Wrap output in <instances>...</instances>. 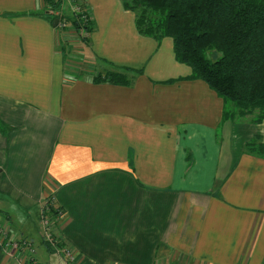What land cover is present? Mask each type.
<instances>
[{
	"label": "crops",
	"instance_id": "crops-1",
	"mask_svg": "<svg viewBox=\"0 0 264 264\" xmlns=\"http://www.w3.org/2000/svg\"><path fill=\"white\" fill-rule=\"evenodd\" d=\"M79 1L87 49L43 0H0V215L33 249L0 245V264H43L40 242L64 264L35 222L50 198L75 264H264V153L248 146L264 120H225L172 38L140 34L123 0ZM108 72L129 82L98 80Z\"/></svg>",
	"mask_w": 264,
	"mask_h": 264
},
{
	"label": "trees",
	"instance_id": "trees-1",
	"mask_svg": "<svg viewBox=\"0 0 264 264\" xmlns=\"http://www.w3.org/2000/svg\"><path fill=\"white\" fill-rule=\"evenodd\" d=\"M123 4L135 12L140 34L172 38L176 59L192 69L187 77L203 80L223 99L225 120L250 114L255 123L264 120V0H123ZM69 19L86 42L91 24ZM97 78L128 83L130 77L108 72ZM0 131H8L1 119ZM253 145H258L253 150L264 153L258 137L248 143ZM59 211L62 208L53 202L51 212Z\"/></svg>",
	"mask_w": 264,
	"mask_h": 264
},
{
	"label": "built area",
	"instance_id": "built-area-1",
	"mask_svg": "<svg viewBox=\"0 0 264 264\" xmlns=\"http://www.w3.org/2000/svg\"><path fill=\"white\" fill-rule=\"evenodd\" d=\"M43 6L46 11H48L49 14H52L57 17L58 19V27L63 31L67 30L69 27H73V24L71 20L69 19V16L67 15V8L70 6L72 12L70 13L72 18L74 17L76 20H79V22H85L86 24L90 22L91 16L84 6L83 3H81L79 0H53V2H50L49 0H43ZM53 203V200L50 201L49 205L46 206V211H51V205ZM50 207V208H49ZM58 216L62 215V211H59ZM52 218H46L44 217L43 223L45 226V231L48 240L51 243H54L56 245L57 250L59 254L66 257L67 261L71 264H75L77 262V258L75 255V252L73 249H71L69 246H61V244H58L60 241L56 240V238L53 237V231H49L50 227L52 226ZM0 245L4 248L5 252L10 257H15L16 253L20 248L22 250L26 247L29 250V254L33 252L32 248H29V242L25 239H15L11 236V228L10 225L3 221V218L0 215ZM22 257L20 258V262L23 263L25 260V257L27 256L25 252H22ZM32 264H37V262L34 260Z\"/></svg>",
	"mask_w": 264,
	"mask_h": 264
},
{
	"label": "rangeland",
	"instance_id": "rangeland-1",
	"mask_svg": "<svg viewBox=\"0 0 264 264\" xmlns=\"http://www.w3.org/2000/svg\"><path fill=\"white\" fill-rule=\"evenodd\" d=\"M72 12V10H71V7L69 6L68 8H67V15L69 16V18H71L72 19V16H71V13ZM49 16L50 17H52L53 19H54V15H52V14H49ZM87 42H84V45L86 44ZM83 48L84 49H87L88 48V46H83ZM87 52H88V50H87ZM88 54H89V52H88ZM208 54L210 55L211 54V52H208ZM87 57H89V55H87ZM89 59L88 58H86L85 59V62H83V65H88L92 60H90V62L88 61ZM96 63V65H100L99 64V62H98V60H96L95 61ZM235 117H237L236 115H235ZM242 119L243 118H238L237 120L238 121H241L242 122ZM238 121H235V122H237V124H238ZM237 124H235V125H237ZM236 131L238 132L239 131V129L237 128L236 129ZM58 215L57 214H53L51 211H47V214H45V216L44 217H46V218H52V219H55L56 217H57ZM61 216V215H60ZM60 216H58L59 218H62V217H60ZM44 219V218H43ZM43 219H41V222L39 221V218H38V216L36 215V219H35V222H36V226H37V229H39L38 230V233H39V235L42 237V233H44V234H46V231H45V226H44V223H43ZM32 221V220H31ZM53 224H55V221H53ZM31 225V224H30ZM27 234V233H26ZM56 237H57V235H55ZM57 239V238H56ZM60 240V239H59ZM38 245V247H37V249L40 251H45V257L44 258H41V262H43V264H47V263H49V261H52V264H56V262L57 261H55L56 259H59V258H56L57 257V255L54 253V252H50V251H48L47 249H46V247H45V245H44V243L43 242H40V243H38L37 244ZM61 246H66V245H61ZM40 248V249H39ZM65 257V256H64ZM110 259V264H125L124 263V258H109ZM63 261H64V264H67V260H66V258H64L63 259Z\"/></svg>",
	"mask_w": 264,
	"mask_h": 264
},
{
	"label": "water",
	"instance_id": "water-1",
	"mask_svg": "<svg viewBox=\"0 0 264 264\" xmlns=\"http://www.w3.org/2000/svg\"><path fill=\"white\" fill-rule=\"evenodd\" d=\"M57 21H58V20H57V19H55L53 23H54V24H56V23H57Z\"/></svg>",
	"mask_w": 264,
	"mask_h": 264
}]
</instances>
